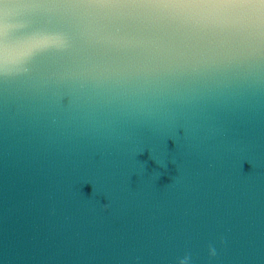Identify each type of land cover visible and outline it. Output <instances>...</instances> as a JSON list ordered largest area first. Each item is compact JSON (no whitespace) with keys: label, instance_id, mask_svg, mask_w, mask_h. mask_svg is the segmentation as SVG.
Instances as JSON below:
<instances>
[{"label":"water","instance_id":"obj_1","mask_svg":"<svg viewBox=\"0 0 264 264\" xmlns=\"http://www.w3.org/2000/svg\"><path fill=\"white\" fill-rule=\"evenodd\" d=\"M58 60L0 99V264H264V69L67 90Z\"/></svg>","mask_w":264,"mask_h":264},{"label":"snow or ice","instance_id":"obj_2","mask_svg":"<svg viewBox=\"0 0 264 264\" xmlns=\"http://www.w3.org/2000/svg\"><path fill=\"white\" fill-rule=\"evenodd\" d=\"M59 60L45 85L113 92L264 69V0H0V99ZM246 65V73L235 69Z\"/></svg>","mask_w":264,"mask_h":264},{"label":"clouds","instance_id":"obj_3","mask_svg":"<svg viewBox=\"0 0 264 264\" xmlns=\"http://www.w3.org/2000/svg\"><path fill=\"white\" fill-rule=\"evenodd\" d=\"M106 206L107 205H105V207ZM220 243H223L222 237L220 238ZM207 254H208V257L210 259L216 257L217 249H216V246L214 244L209 243V245L207 247ZM176 264H194L192 254L190 252H185L183 256L177 258Z\"/></svg>","mask_w":264,"mask_h":264}]
</instances>
